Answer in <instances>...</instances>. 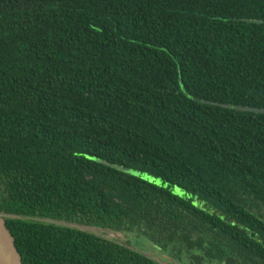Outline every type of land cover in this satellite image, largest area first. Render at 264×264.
I'll return each mask as SVG.
<instances>
[{"label":"trees","instance_id":"16d2710c","mask_svg":"<svg viewBox=\"0 0 264 264\" xmlns=\"http://www.w3.org/2000/svg\"><path fill=\"white\" fill-rule=\"evenodd\" d=\"M264 0H0V212L22 264H264ZM59 221L138 234L162 262Z\"/></svg>","mask_w":264,"mask_h":264},{"label":"rangeland","instance_id":"374dc122","mask_svg":"<svg viewBox=\"0 0 264 264\" xmlns=\"http://www.w3.org/2000/svg\"><path fill=\"white\" fill-rule=\"evenodd\" d=\"M73 227L79 228L84 231L92 232L103 238L119 242L129 248L137 250L149 257L155 258L156 260H164L165 256L158 248L153 246L149 241L138 234H123L110 232L108 230H100L92 227L71 224ZM166 259V258H165ZM165 263V261H162Z\"/></svg>","mask_w":264,"mask_h":264},{"label":"water","instance_id":"95a60500","mask_svg":"<svg viewBox=\"0 0 264 264\" xmlns=\"http://www.w3.org/2000/svg\"><path fill=\"white\" fill-rule=\"evenodd\" d=\"M255 113H264V110H249ZM5 216L0 212V264H22L15 248L14 239L6 228ZM48 223L73 227L71 224L59 221H47Z\"/></svg>","mask_w":264,"mask_h":264}]
</instances>
